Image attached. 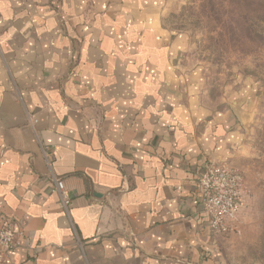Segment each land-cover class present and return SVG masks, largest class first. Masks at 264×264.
<instances>
[{
    "label": "crops",
    "instance_id": "1",
    "mask_svg": "<svg viewBox=\"0 0 264 264\" xmlns=\"http://www.w3.org/2000/svg\"><path fill=\"white\" fill-rule=\"evenodd\" d=\"M165 3L0 0V264H264L243 198L210 230L199 176L244 169L242 117L193 92Z\"/></svg>",
    "mask_w": 264,
    "mask_h": 264
},
{
    "label": "rangeland",
    "instance_id": "2",
    "mask_svg": "<svg viewBox=\"0 0 264 264\" xmlns=\"http://www.w3.org/2000/svg\"><path fill=\"white\" fill-rule=\"evenodd\" d=\"M218 1L214 18L204 0H166L165 25L185 37L193 92L210 109L240 110L244 211L264 223V0Z\"/></svg>",
    "mask_w": 264,
    "mask_h": 264
},
{
    "label": "built area",
    "instance_id": "3",
    "mask_svg": "<svg viewBox=\"0 0 264 264\" xmlns=\"http://www.w3.org/2000/svg\"><path fill=\"white\" fill-rule=\"evenodd\" d=\"M56 189L62 205L68 208L71 205L72 197L62 179L57 180ZM198 190L211 232L214 235L234 232L237 227L230 221L241 207L245 191L243 173L225 165L209 163L199 176ZM18 244L14 223L10 218H4L0 223V263L4 261L8 252Z\"/></svg>",
    "mask_w": 264,
    "mask_h": 264
},
{
    "label": "trees",
    "instance_id": "4",
    "mask_svg": "<svg viewBox=\"0 0 264 264\" xmlns=\"http://www.w3.org/2000/svg\"><path fill=\"white\" fill-rule=\"evenodd\" d=\"M218 2H219L218 0H204L205 5H207V7L209 8L210 15L213 16L214 18H217L216 17V11H217L216 6Z\"/></svg>",
    "mask_w": 264,
    "mask_h": 264
}]
</instances>
